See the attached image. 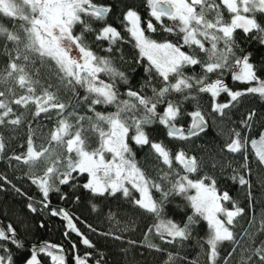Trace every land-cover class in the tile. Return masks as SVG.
<instances>
[{
	"label": "snow or ice",
	"instance_id": "6c2138e0",
	"mask_svg": "<svg viewBox=\"0 0 264 264\" xmlns=\"http://www.w3.org/2000/svg\"><path fill=\"white\" fill-rule=\"evenodd\" d=\"M146 3L151 17L161 25L164 18L172 21L170 26L163 25V30L176 33L182 43L151 38L146 35V30H157L151 20L145 29L141 26L140 15L133 9L127 10L124 17L127 31L134 39L140 56L148 61L145 71L150 79L140 90L128 88L123 94L127 97L125 99L117 82L127 83V75L114 65L110 56L97 55L86 39L87 33L95 32L96 40L108 41L110 45L123 40L121 33L112 25L105 23L97 30L90 22L106 21L112 11L111 6L98 5L94 0H0V16L14 22L12 27L0 23V56L7 58L6 65L0 68V128L11 127L15 131L29 117L35 119L42 113L48 119L52 118L47 115L49 113L57 117L56 126L47 134L42 132L40 125L33 128L29 123L27 150L9 159L27 166L29 178L38 185L43 195L40 210L48 207L50 192H60L58 184H69L75 180L73 173L87 174L90 179L83 187L94 196L122 193L152 217L142 246L156 252L166 251L152 243L150 235L167 244L182 246L192 238L197 218H202L209 229L207 239L200 244L201 248L205 243L208 245L205 253L207 264H217L218 249L224 242L232 245L224 264H229L237 249L240 250L239 264H264V240L257 246L255 239L258 233H264V216L257 221L254 214L249 229H245L242 235L238 234L235 231L239 223L237 218L244 214V208L239 207L227 191L220 193L213 177L205 174L193 180L188 175H181L174 167V161L187 173L200 171L201 162L183 150L173 153L162 142L151 140L146 130L158 123L167 129L169 138L178 140H189L204 133L208 119L199 104L200 93L210 94L213 98L212 112L220 118H226V109L236 107L246 95H259L264 99V79L258 77L248 56L238 57L234 51L238 29L264 44V22L257 19V14L264 15V0H146ZM78 26L76 34L74 30ZM184 46L189 51L182 50ZM105 51L112 53L113 48L110 46ZM197 65L202 70L200 75L186 74V68ZM226 71L232 73L233 80L250 86L244 90L230 89L222 79ZM153 72L160 78L159 87L151 83ZM101 74L108 80L101 79ZM209 74H215L217 78L210 80ZM145 87L151 88V96L144 92ZM78 88L84 89L85 95L81 97ZM221 93H226L230 101L215 102ZM176 94L179 99L174 98ZM185 101L196 102L195 110L185 113ZM97 105L113 106L115 111H97ZM161 105L164 106L162 113L158 111ZM14 106L25 109V112L17 114ZM81 107H86L92 115L80 114L78 109ZM185 114L191 117L187 129L177 125L178 119ZM254 116L255 113L250 112L241 123L251 127ZM221 132L230 141L225 144L227 151L244 155L241 168L245 175L233 169L235 174L231 178L241 186H247L251 196L252 183L247 178L252 175L248 145L251 144L255 160L264 166V135L249 142L235 129L229 128L227 133L221 129ZM92 137L96 138V147L91 145ZM36 139L47 144H37ZM129 139L139 146L148 145L156 159L167 166L168 171L158 169V174L163 172L160 182L138 166ZM5 148L6 138L0 132V155ZM218 163L214 158L211 160L212 167ZM228 167H231V162ZM37 168H42V176L35 175ZM0 179L6 177L0 176ZM164 182L168 187L162 188ZM261 183L264 184V179ZM153 189L161 192L158 199L154 197ZM132 190L139 193V198L132 196ZM173 195L183 196L186 207L193 210L194 214L188 216L184 224L169 219L165 212L168 198ZM61 198H64L63 195ZM227 201L233 205L231 210L222 203ZM27 208L33 213L38 211L32 203ZM51 214L62 215L72 231L83 235L68 211L52 209ZM109 219L114 221L120 233L130 231L135 225V221H131L120 226V221L111 214ZM88 227L95 231L91 225ZM101 235L123 239L122 235L113 231ZM8 242L17 248L25 246L11 224L7 229L0 227V252L4 253L0 254V264H14L12 252L7 248ZM82 243L95 247L86 237ZM128 243L135 245L137 241L130 240ZM56 248V245L50 244L34 248L25 264H41L39 253L47 255L53 264H65L64 256L53 251ZM90 257L91 253L84 257L77 255L76 264H88ZM181 260L184 264H199L197 260L189 261L187 257L172 252H167L164 264H178ZM95 264L102 262L97 260Z\"/></svg>",
	"mask_w": 264,
	"mask_h": 264
},
{
	"label": "trees",
	"instance_id": "16d2710c",
	"mask_svg": "<svg viewBox=\"0 0 264 264\" xmlns=\"http://www.w3.org/2000/svg\"><path fill=\"white\" fill-rule=\"evenodd\" d=\"M94 2L98 5L111 6L112 11L107 16L106 21H90L93 28L98 30L105 23L110 24L121 33L123 40L118 41L116 45H110L108 41L96 40V33L92 32L86 34L87 43L97 55L110 56L114 65L127 75V83L117 82L122 98L126 99L127 97L123 94L126 93L128 88L140 90L145 82L150 79L149 73L145 71L148 61L145 57L140 56L139 49L135 47L134 39L127 31V21L124 18L127 10L133 9L140 15L141 26L145 29L148 21L151 20L157 29L155 32L146 30V35L151 36V38L157 41L169 40L173 43H182V41L176 33H168L163 30V25L170 26L172 21L164 18L163 25H161L159 21L151 17L146 0H94ZM257 19L264 22V15L257 14ZM0 23L7 27H12L14 24L13 21L2 16H0ZM15 23L19 22L16 21ZM78 32L79 26L74 30V33L78 34ZM235 38L236 47L234 51L236 56H248L257 70L258 77L264 79V44L240 29L235 33ZM110 46L113 48L112 53L105 51ZM182 50L189 51L187 46H184ZM200 56L204 58L203 53H200ZM6 63L7 58L0 56V68H3ZM185 72L187 75H200L202 70L197 65L186 68ZM209 76L210 80L217 78L215 74H209ZM101 79L107 81L108 77L101 74ZM222 79L234 91L244 90L250 86L233 80L232 73L229 71L224 73ZM151 83L157 87L161 83L160 78L154 72L151 74ZM77 91L81 97L85 95L84 89L78 88ZM144 92L149 96L152 95L151 88L145 87ZM174 98L179 99V95L176 94ZM229 101L230 97L226 93H221L219 97L215 98L217 103H227ZM195 104L194 101H185L183 105L184 112L195 110ZM199 104L206 114L209 128L197 137H192L189 140L169 138L167 129L158 123L151 125L146 130L151 140L162 142L173 153L183 150L189 156H195L201 162L202 168L200 171L188 174L178 162L174 161V167L180 171L181 175H188L193 180L202 178L205 174L213 177L216 180L219 192L227 191L232 200H235L239 207L244 208V214L237 218L239 223L235 228V231L242 235L245 229H249V222L254 214L257 221L261 216H264V184L261 183V179H264V166L259 165L255 160L254 152L249 143L248 161L249 167L252 169V175L247 176L252 183L251 196H249L247 186H241L238 181L231 178L235 174L233 169L238 170L241 175H245L244 169L241 168L244 163V155L243 153L234 154L227 151L225 144L230 141L225 134H222L221 129L224 133H227L229 128L235 129L241 133L242 137H247L249 142L253 139L258 140L261 135H264V99L259 95H246L241 98L236 107L226 109L228 113L226 118H220L212 112L213 98L210 94L200 93ZM14 108L17 114L25 112V109L19 106H14ZM96 110L111 112L115 111V108L113 106L97 105ZM163 110V105L158 106L159 112L162 113ZM78 111L80 114L92 115L86 107H81ZM250 112H254L255 116L251 121V127H245L241 121L246 119ZM209 113L211 115H208ZM47 115H51L52 118H46V114L43 113L35 119L29 117L25 124L15 131H12L11 127L0 128V132L6 138L5 152L0 155V176L6 177V179H0V227L7 229V226L11 224L15 228L18 238L25 245L24 248H17L10 242L7 243V248L12 252L14 264H25V261L31 256L28 246H40L41 244L56 245L57 250L66 253L69 264H76V256L84 257L87 253H91L88 264H95L97 260H101L102 264H164L167 259V252L179 253L180 257H187L189 261L197 260L199 264H207L205 253L208 250V245L205 243L203 248L200 247V244L207 239L209 231L205 220L197 218L198 223L193 228L192 238L185 241L182 246L167 244L158 237L150 235L149 240L152 243L166 250L156 252L142 246L144 234L152 223V217L139 209L131 202V198L124 197L122 193L118 192L115 196L107 194L105 196H94L88 189L83 187V184L90 179L87 174L73 173V176L76 177L75 180L70 181L69 184H58L60 192H50L47 201L48 207L40 210L42 208L40 201L43 200V195L38 185L33 184L29 178L27 166L9 158L27 150L26 141L29 123L33 128L40 125L44 134H47L50 129L56 126L57 117L52 113ZM190 124L191 117L186 114L177 121V125L185 129ZM129 135L131 136V133ZM35 142L37 144H47L46 141L39 139H36ZM91 145L92 147L97 146L95 137H92ZM129 145L138 166L152 179L160 182L163 172L158 174V169L168 171L167 166L156 159L155 154L148 145H136L131 139H129ZM221 149L224 150L221 151ZM213 158L219 161L216 167H212L211 160ZM229 162H231V167H228ZM35 175L42 176V168H37ZM205 182L208 183V181ZM166 187H168L167 182L162 183V188ZM16 189L20 191L17 192ZM152 192L157 199L161 196V192H157L155 189ZM62 195L64 198H61ZM132 196L136 198V193L132 192ZM77 197H79V200H77ZM29 203H32L38 211L31 212L27 208ZM186 203L183 196H170L165 205L167 217L180 224L186 223L187 217L194 214L190 207H186ZM222 203L229 210L233 208L231 201ZM93 205L96 206L95 209H93ZM52 209L68 211L79 233L83 235H78L76 231H72L62 215L53 216L51 214ZM110 214L120 221V226L130 224L131 221H135V225L130 231L120 233L114 226V221L109 219ZM221 218L224 217L221 216ZM88 225H91L95 231L89 229ZM109 231L122 235L123 239L115 240L110 236L101 235V233ZM85 237L95 245L94 248L82 243V239ZM255 239L258 246L260 241L264 240V233H258ZM130 240H135L137 243L135 245L129 244L128 241ZM218 250L220 255L217 264H224L228 253L232 251V245L229 242H224ZM239 251L237 249V252L233 254L229 264H239ZM0 254L4 253L0 252ZM44 258L46 263L41 260L43 264H52L48 256H44ZM178 264H184V261L181 260Z\"/></svg>",
	"mask_w": 264,
	"mask_h": 264
},
{
	"label": "flooded vegetation",
	"instance_id": "af4514ba",
	"mask_svg": "<svg viewBox=\"0 0 264 264\" xmlns=\"http://www.w3.org/2000/svg\"><path fill=\"white\" fill-rule=\"evenodd\" d=\"M42 245V244H41ZM40 245V246H41ZM55 249H53V251H54ZM57 250V249H56ZM59 250V249H58ZM30 251H31V253L30 254H32V249H30ZM60 251H62V250H60ZM60 251H54V252H56L57 254H60V255H63L64 256V259H65V264H69V259H68V257H67V255H65L66 253L64 252V251H62V252H60ZM47 256V255H45V254H43V253H39L38 254V258L40 259V260H44L45 261V263H46V259L44 258V256ZM51 263L53 264V262L51 261ZM41 264H43V262L41 261Z\"/></svg>",
	"mask_w": 264,
	"mask_h": 264
},
{
	"label": "water",
	"instance_id": "95a60500",
	"mask_svg": "<svg viewBox=\"0 0 264 264\" xmlns=\"http://www.w3.org/2000/svg\"><path fill=\"white\" fill-rule=\"evenodd\" d=\"M208 128H209V125L207 126V129L206 130H208ZM188 174H191V173H188ZM28 247H29V249H32L33 250L34 248H38L39 246L33 245V246H28ZM56 251H60V250H56ZM60 252H62V251H60Z\"/></svg>",
	"mask_w": 264,
	"mask_h": 264
},
{
	"label": "rangeland",
	"instance_id": "374dc122",
	"mask_svg": "<svg viewBox=\"0 0 264 264\" xmlns=\"http://www.w3.org/2000/svg\"><path fill=\"white\" fill-rule=\"evenodd\" d=\"M243 84H245V83H243ZM36 176H38V175H36ZM128 187H131L130 185H128ZM132 192H135V190H132ZM136 193V198H139V193L138 192H135ZM63 217V216H62ZM60 255V254H59Z\"/></svg>",
	"mask_w": 264,
	"mask_h": 264
}]
</instances>
